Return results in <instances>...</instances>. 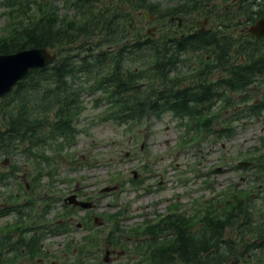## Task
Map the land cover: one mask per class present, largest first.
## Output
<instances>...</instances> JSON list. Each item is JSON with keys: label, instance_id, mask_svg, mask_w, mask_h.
I'll return each instance as SVG.
<instances>
[{"label": "trees", "instance_id": "1", "mask_svg": "<svg viewBox=\"0 0 264 264\" xmlns=\"http://www.w3.org/2000/svg\"><path fill=\"white\" fill-rule=\"evenodd\" d=\"M178 1L159 8L148 0H66L74 4L73 17L60 16L48 1L6 4L8 25L2 28L6 32L0 35V53L47 47L56 51L57 58L30 70L0 99V162L2 158L10 161L5 167L0 164V203H5L0 216L13 217L0 227V264H18L22 257L27 264L48 258L44 237L71 227L77 207L66 205L46 224L39 222L41 213L46 216L56 200L52 192L42 199L44 206L39 205L33 222L22 209L25 205L34 209L32 186L46 175L43 169L50 165L52 155L65 154L76 142L85 107L82 96L100 93L94 107L107 103L105 119L128 127L169 114L190 137L195 130L230 136L235 127L232 122L242 118V112L249 118L264 111V38L242 30L264 14V0H229L228 8L220 13L213 0ZM143 9L158 19L180 17L181 26L169 21L167 35L148 36L139 16ZM201 13L210 15V21L217 20L216 26L190 31L195 14ZM74 49L88 52L74 54ZM258 94L260 101L255 102ZM237 98L243 102L241 110L232 109L230 118L219 119L224 124L217 123V105L222 101L233 105ZM21 162L33 167L27 173L29 191L8 188L14 179L22 178L16 170ZM253 167L264 169L260 162ZM239 192L223 198L221 209L215 210L209 199L202 215L198 210L191 217L175 213L140 230L132 229L136 236L149 235L132 240V249L139 247L136 252L141 258L135 264H249L252 258L264 264V223L253 217L258 196L246 199ZM21 195L27 196L25 204H12ZM196 216H201L202 224L193 231L186 222ZM10 226L16 228L3 232ZM117 237L112 233V245L126 244L120 234ZM87 240L77 243L74 258L78 264H84L83 253L89 251H85ZM72 246L70 241L64 244L67 250ZM40 264L51 263L43 260Z\"/></svg>", "mask_w": 264, "mask_h": 264}, {"label": "rangeland", "instance_id": "2", "mask_svg": "<svg viewBox=\"0 0 264 264\" xmlns=\"http://www.w3.org/2000/svg\"><path fill=\"white\" fill-rule=\"evenodd\" d=\"M39 1H43V4L44 1L50 2L57 8L60 16L67 14L73 17L76 12L74 4L72 6L66 0ZM107 1L109 0H105ZM10 2L11 0H0V35L6 32H3L2 28L8 25L9 9L6 4ZM148 2L158 4L159 8L180 3L178 0ZM213 2L216 6L226 4L222 0H213L211 3ZM146 12L148 11L143 9L139 15L144 23L145 34L149 28L157 26V29L155 27L151 30L153 36L159 37L162 33L167 35V29L171 28L168 25L169 18L154 19L157 15L149 14L151 23L148 25L143 18ZM204 16V13L195 14L194 22L203 20ZM215 22L217 20L208 21V26H216ZM195 29L193 24L190 31ZM137 34L141 35L140 32ZM72 52L83 55L88 51L74 49ZM91 94L81 97L85 107L78 120L81 132L76 142L64 150L65 154L52 155L50 165L43 169L46 175L32 186L34 209L31 211V208L25 205L22 210L33 222L32 216L40 209V204L44 206L42 199L50 192L56 200L46 216L41 213V223L46 224V220L63 212L62 205L71 206L66 199L70 195L76 194L77 199L88 200L95 205L90 209L77 208L68 231L47 234L43 242L49 257L34 259L32 264H40L43 260L51 264H55V261L57 264H78L73 259L74 253L77 243L85 235L89 238L85 250L89 251L83 253L86 256L84 264H135L141 258L136 252L139 247L132 249V240L137 238L135 242H138L147 239L149 235L142 233L136 236L131 233L132 229L140 230L150 222L175 213L186 212L190 215L196 210H201L202 215L205 207L203 201L208 198H213L210 203L215 205V210L221 209L224 206L223 198L230 199V193L237 190H241L239 193L245 198L247 196L253 199L258 196L254 199L258 209L253 211V217L264 223V215H261L264 213V169L253 167L260 162L264 168V111L249 118L244 117L242 112L243 117L232 122L235 127L230 136L223 134L217 137L205 130H195L197 133L194 132L190 137L185 136L184 128L179 127L178 122L169 114L131 127L107 120L105 116L108 111L103 109L107 103L94 107L100 93ZM259 101L258 94L255 102ZM223 103L222 101L217 105L220 111L215 119L217 123L222 124L225 122H220L219 119L230 118L232 115L228 114L232 109L241 110L243 106V102L239 103L238 98L233 105L225 106ZM239 104L240 107L236 106ZM214 126L220 127L217 124ZM5 159L1 160L2 167L10 162L2 163ZM240 160L252 161L254 165L239 168L237 163ZM18 166V174H23L24 171L28 173L33 168L26 162H21ZM132 170H136V178ZM135 180L140 182L133 183ZM14 181L8 188H31L25 187L29 178ZM115 185L116 189L102 191V187ZM26 198V195H21L17 201L13 200L12 204H25ZM12 218V215L0 216V227L12 222ZM199 218L201 216L189 219L186 222L187 227L196 231L202 224ZM58 219L62 220L60 217ZM10 227L3 232L16 228ZM112 233L116 237L120 234L126 244L120 242L112 245ZM68 241H72L71 250L64 247ZM104 257H107L106 261ZM27 262V258L22 257L17 263ZM248 262L259 264L254 258Z\"/></svg>", "mask_w": 264, "mask_h": 264}, {"label": "water", "instance_id": "3", "mask_svg": "<svg viewBox=\"0 0 264 264\" xmlns=\"http://www.w3.org/2000/svg\"><path fill=\"white\" fill-rule=\"evenodd\" d=\"M145 18L149 20V13H145ZM207 21H197V25H202ZM155 27L149 28L147 33ZM248 32L255 37L264 36V17L258 18L247 28ZM56 58V52L48 50L46 47H31L19 50L13 53L0 54V98L9 93L12 87L30 70L35 68H43L47 64L53 62ZM241 165H248L247 162H240ZM109 189V188H108ZM68 203L79 205L82 208L92 206L91 202H83L75 199L74 195L66 198ZM108 252H106V255ZM107 260V258H105Z\"/></svg>", "mask_w": 264, "mask_h": 264}]
</instances>
